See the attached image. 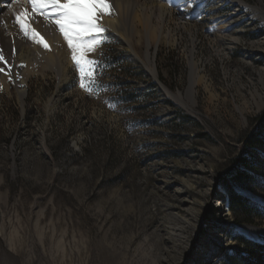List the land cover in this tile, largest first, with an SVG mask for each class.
I'll use <instances>...</instances> for the list:
<instances>
[{
    "label": "rangeland",
    "instance_id": "rangeland-1",
    "mask_svg": "<svg viewBox=\"0 0 264 264\" xmlns=\"http://www.w3.org/2000/svg\"><path fill=\"white\" fill-rule=\"evenodd\" d=\"M180 15L148 52L156 80L143 24L131 48L107 30L91 96L73 64L42 61L23 99L0 83V264H222L235 236L249 240L225 181L264 230V204L248 196L264 198V132L248 145L264 128V23L220 39L204 31L212 14L184 28ZM243 158L248 186L229 177Z\"/></svg>",
    "mask_w": 264,
    "mask_h": 264
},
{
    "label": "bare ground",
    "instance_id": "bare-ground-1",
    "mask_svg": "<svg viewBox=\"0 0 264 264\" xmlns=\"http://www.w3.org/2000/svg\"><path fill=\"white\" fill-rule=\"evenodd\" d=\"M201 1L203 0H196L195 4H197V6L186 7L189 0H160V2H157V0H110L113 8V14L110 16H104L102 19V25L108 31L117 34L122 39H125L127 45L131 48L129 42L131 33L134 30H137V25L144 24L143 27H146L145 66H147L149 73L156 80V74L153 68V56H151L148 52L151 50L152 43H154L153 45H157L159 41L167 38L169 33L165 32L166 18H171V10L173 7L181 5L179 6V8L182 7L181 10L179 8L178 10L185 12L191 10L189 14L186 13V21H189L190 18L196 17L195 15L197 11H199V9L203 6ZM218 1L224 2L226 5H232L233 7H236L235 5H237L239 8L244 10V12H240V14H246L247 16L248 14H251L254 18L260 19L259 21L264 22V12L258 7L248 5L244 0ZM8 2L9 0H0V12L3 13V15H0V20L7 23V27L0 25V47L5 49L6 58L12 61L11 48L13 41H15L17 55L12 62L16 65L22 63L25 67L19 69L21 78L19 80H15V82L12 80V82L14 83L20 98L23 99L25 96V85L30 75L29 73L35 72V68L38 64H41L42 61L46 64L55 63L58 73H60L61 67L64 64L70 65L73 64V62L71 60V54L69 53L70 50L68 49L63 36L54 25L46 23L42 16L36 17V22L33 23L32 26L41 34L44 41L48 43L50 47V50L48 51H50V54L47 53L42 46L24 38L22 34L19 33L18 25H14L12 23V12L7 11L4 7ZM14 9L18 11L19 6H14ZM236 19L237 16H230L227 20L222 19L224 21L215 19L210 22L212 25L207 26L204 31H206L209 36L215 35L220 39L225 38L224 36H232L236 32L230 33V30L239 25L237 24L236 26H233V28L231 27L233 23H235L234 21H236ZM184 22H179V26L184 28ZM229 41H231L232 44H235L237 39H231ZM190 74V85L186 91V99L189 103H193L192 88L195 84L199 83L201 79L196 75L194 69L191 70ZM7 79L9 78L6 75L0 73V83ZM260 104L261 106H264V102H261ZM248 196L261 203L263 202L264 204V198L261 199L251 194H248ZM237 228L241 234L245 235L249 239H257V235L264 236L263 229H256L251 226H239Z\"/></svg>",
    "mask_w": 264,
    "mask_h": 264
},
{
    "label": "snow or ice",
    "instance_id": "snow-or-ice-1",
    "mask_svg": "<svg viewBox=\"0 0 264 264\" xmlns=\"http://www.w3.org/2000/svg\"><path fill=\"white\" fill-rule=\"evenodd\" d=\"M196 0H189L186 7H193ZM18 5L19 10L14 6ZM12 12L14 25H18L19 33L33 43L50 50L41 34L32 26L36 17H43L46 23L54 25L70 50L74 70L78 73L79 87L90 96L98 90L97 80L102 75L100 61L92 54L96 53L104 43L107 29L102 25L104 16L113 14L110 0H9L4 6ZM0 15H3L0 12ZM0 25L7 23L0 20ZM17 55L15 41L11 48L14 61ZM6 58L5 49L0 47V73L10 80H19V69L24 64H14ZM15 69V71H14Z\"/></svg>",
    "mask_w": 264,
    "mask_h": 264
},
{
    "label": "trees",
    "instance_id": "trees-1",
    "mask_svg": "<svg viewBox=\"0 0 264 264\" xmlns=\"http://www.w3.org/2000/svg\"><path fill=\"white\" fill-rule=\"evenodd\" d=\"M264 128L257 130L255 134H252L253 140L248 141V145L252 148L257 145H262V142L259 140ZM256 137V138H255ZM250 163L246 159H240L238 166L235 167L232 171L229 172L230 176L236 183L249 185L251 175L244 170V168H250ZM227 195L229 197V206L235 216V222L245 225H251L252 219L251 216L253 209L248 200L238 195L235 189L228 184V181L224 182ZM239 212L241 213L239 215ZM234 239L238 243V246L234 249V253L222 264H264V246L247 240L241 236H235Z\"/></svg>",
    "mask_w": 264,
    "mask_h": 264
},
{
    "label": "built area",
    "instance_id": "built-area-1",
    "mask_svg": "<svg viewBox=\"0 0 264 264\" xmlns=\"http://www.w3.org/2000/svg\"><path fill=\"white\" fill-rule=\"evenodd\" d=\"M210 1L211 0L201 1L203 4V6L201 7L203 12L197 11V13L195 15L196 17L190 18L189 21H186V19H187L186 17L184 18L183 16H180L179 18L181 19V22L185 21L184 24L190 23V22H192V23L199 22L200 23V21L202 20L201 19L202 17L204 18V16L212 14V17L210 18V20H208L209 21L208 24L205 25L207 27L209 25H212V23H210V22L215 20V19L220 21L222 19L227 20L230 16H237L236 21H234L235 23H233V25L231 27L233 28V26H236L237 24H239V25L237 27L233 28L232 30H230V33H234V32L237 33V31L240 30L242 23L247 24V25H259L260 27H261L262 23H264V22L259 21L260 19L254 18V16L251 14H248V16L246 14H240V12L243 13L244 10L239 8V6H237V5H235L236 7H233L232 5H228V4L226 5V3L220 2L217 0L218 2H216V5L213 6V8H212L211 6H208V3ZM199 14H200V17H199ZM238 18H240V19H238ZM224 20H222V21H224ZM229 24H230V22H229ZM230 54L234 55V52L231 50Z\"/></svg>",
    "mask_w": 264,
    "mask_h": 264
},
{
    "label": "water",
    "instance_id": "water-1",
    "mask_svg": "<svg viewBox=\"0 0 264 264\" xmlns=\"http://www.w3.org/2000/svg\"><path fill=\"white\" fill-rule=\"evenodd\" d=\"M250 199V198H249Z\"/></svg>",
    "mask_w": 264,
    "mask_h": 264
}]
</instances>
